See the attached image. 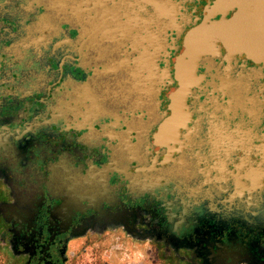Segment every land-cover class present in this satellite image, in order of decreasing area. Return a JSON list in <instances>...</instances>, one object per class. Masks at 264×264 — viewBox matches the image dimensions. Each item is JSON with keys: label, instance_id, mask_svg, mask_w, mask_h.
<instances>
[{"label": "flooded vegetation", "instance_id": "obj_1", "mask_svg": "<svg viewBox=\"0 0 264 264\" xmlns=\"http://www.w3.org/2000/svg\"><path fill=\"white\" fill-rule=\"evenodd\" d=\"M208 2L0 0V264H264V58L217 38L162 130Z\"/></svg>", "mask_w": 264, "mask_h": 264}, {"label": "water", "instance_id": "obj_2", "mask_svg": "<svg viewBox=\"0 0 264 264\" xmlns=\"http://www.w3.org/2000/svg\"><path fill=\"white\" fill-rule=\"evenodd\" d=\"M238 1L240 8L228 20L226 16L235 8L234 0H209L203 21L186 34L182 50L175 60V77L180 87L171 93L172 115L164 124V133L182 115L184 97L200 81L197 75L200 59L207 56L212 60L219 54L217 38H221L231 50L246 51L254 57L264 58V0ZM218 15L223 18H216ZM77 200V193L71 194V204ZM47 213L46 205H42L39 214L43 226L46 225Z\"/></svg>", "mask_w": 264, "mask_h": 264}]
</instances>
